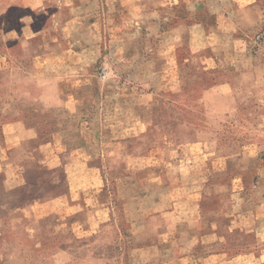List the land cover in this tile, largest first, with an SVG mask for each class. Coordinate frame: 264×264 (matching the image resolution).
I'll return each mask as SVG.
<instances>
[{
    "label": "crops",
    "instance_id": "obj_1",
    "mask_svg": "<svg viewBox=\"0 0 264 264\" xmlns=\"http://www.w3.org/2000/svg\"><path fill=\"white\" fill-rule=\"evenodd\" d=\"M42 1L54 33L8 39L74 71L31 82L42 120L0 107L13 264H264L260 146L234 131L264 90V0Z\"/></svg>",
    "mask_w": 264,
    "mask_h": 264
},
{
    "label": "rangeland",
    "instance_id": "obj_2",
    "mask_svg": "<svg viewBox=\"0 0 264 264\" xmlns=\"http://www.w3.org/2000/svg\"><path fill=\"white\" fill-rule=\"evenodd\" d=\"M90 8L97 12L94 19L102 34L100 43L103 46V2L98 6L90 5ZM56 11L55 5L42 0H0V107L16 104L23 111L24 116L31 120H42L35 108V99H38L39 91L31 82L40 75L54 73L66 79L74 70L53 62L42 63L36 59H25L20 44L8 38L13 36L9 35L11 30H17L23 25L28 26L33 33L45 31L54 33L55 22L52 15ZM37 40L40 41V37ZM97 72L103 76V66L97 69ZM113 75L112 70H105L107 78H112ZM130 77L123 75L124 81L130 80ZM250 96H252L250 99L242 100L240 103L242 112L234 124L236 126L234 131L242 134L240 143L258 141L262 169L259 171L261 175H255V172L252 178L259 179L264 176V118L259 116L264 113V90L252 93ZM100 104L103 107V102L99 104L96 102L94 107H100L98 106ZM203 108L208 109V104ZM50 135L45 133L44 138L48 139ZM70 135L76 134H68L69 137ZM0 220L3 221L4 218L0 216ZM14 256H18V252L11 255L4 245H0V264H13L11 259L16 260ZM16 264L20 263L17 261ZM23 264H49V262L28 260Z\"/></svg>",
    "mask_w": 264,
    "mask_h": 264
}]
</instances>
